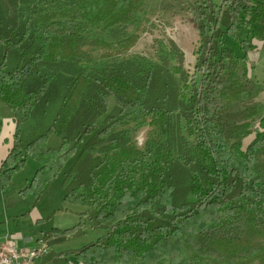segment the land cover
Masks as SVG:
<instances>
[{
  "label": "trees",
  "instance_id": "trees-1",
  "mask_svg": "<svg viewBox=\"0 0 264 264\" xmlns=\"http://www.w3.org/2000/svg\"><path fill=\"white\" fill-rule=\"evenodd\" d=\"M68 1L82 21L69 12L60 19L40 14L31 26L11 28L0 14V97L15 124L0 166V190L32 159L41 168L20 195L39 199L90 137L65 187V201L89 211L78 227L59 233L76 236L90 224L105 234L53 256L54 264L72 258L78 264H246L264 253L261 246L220 234L243 222L264 230V106H258L259 124L247 147L243 138L252 126H237L232 138L223 117L225 106L254 97L256 62L250 54L258 51L256 37L264 36V2H204L191 11L201 40L195 68L203 75L181 94L165 70L173 53L181 55L173 71L183 78V55L173 45L171 51L162 45L157 63L127 55L136 38L115 45L97 40L96 48H120L122 56L107 55L93 70L96 59L84 51L81 34L89 26L106 33L130 25L134 0ZM109 98L116 110L98 127ZM174 110L195 138L181 157L157 134L143 152L131 141L136 130L118 131L121 120L133 117L149 119L162 136ZM3 125L0 117V137ZM51 135L62 140L60 149L48 148Z\"/></svg>",
  "mask_w": 264,
  "mask_h": 264
},
{
  "label": "rangeland",
  "instance_id": "rangeland-1",
  "mask_svg": "<svg viewBox=\"0 0 264 264\" xmlns=\"http://www.w3.org/2000/svg\"><path fill=\"white\" fill-rule=\"evenodd\" d=\"M136 3V12L133 22L128 26L115 27L111 31L102 33L97 31L94 27L89 26L86 33L81 34L84 38V51L91 53L96 59L92 62L93 70H100L101 64L106 62L108 58L105 56L113 55L117 58L122 56L120 48L101 51L96 48L95 42L97 40L104 41L110 45H115L122 40L128 38H136L134 46L128 50L129 56L145 57L153 62H160V49L162 45L166 46L171 51V45L175 46L179 52L183 55V78L180 74H176L173 68H177L181 63V55L173 53L169 59V66L165 68L166 73H170L174 76V84L180 88L181 94H186L194 86L192 81L199 84L201 81L202 71H196V65L198 61L197 52L201 45L200 32L197 29V24L194 22L191 16V11L202 5L204 2H213L216 6L221 4V0H134ZM264 2V0H261ZM64 12H69L74 17H78V21H82L80 13L75 6L68 0H0V14L4 25L8 27H21L31 26L36 22L37 17L40 14H56L60 19V15ZM256 43L258 51L250 54L251 60H255V73L252 76V86L255 89L254 97L246 98L242 101L231 103L224 107L223 117L225 126L229 137L234 138L235 128L244 124H250L252 127L245 134L243 138L244 147L254 139L256 134V126L259 124V117L256 115L258 106H260V93L262 92V85L264 86V36L258 35L256 37ZM93 50H96L93 52ZM175 54V55H174ZM254 64V63H253ZM252 73V71H251ZM259 81L261 85L257 82ZM173 84V82H172ZM257 92V94H256ZM109 112L97 122V126L100 127L104 120L112 115L116 110V101L114 98H109L107 101ZM14 114L10 107L0 97V117L4 123L3 128L6 127L7 121ZM10 121V120H9ZM143 119L135 121L133 117L123 119L120 121V130H136L132 135V144L135 146L136 137L140 131H146L148 139L143 148L139 149L143 152L146 150V144L149 138L154 134L160 137V139L166 141L171 147L172 151L177 157H181L182 153L192 146L195 142V138L191 136L187 121L179 110H174L169 118L168 122L163 126V135H160V129L156 126H152L151 121L148 119L145 123H142ZM140 125V126H138ZM90 139L86 137L83 144H79L76 148V154L66 163L62 171L57 175L55 180L50 184L48 189L37 199L34 195L22 196L23 199L33 198L36 202V210L44 213L47 209L58 208L65 202L64 190L62 187L63 180L65 184L69 183L72 179L70 174L73 163L78 159V156L82 152L85 143ZM48 148L58 150L62 147V140L57 135H51L48 140ZM137 148V147H136ZM138 149V148H137ZM41 168L40 164L34 160H28L26 164L18 171L13 177L11 190H16L19 183H21L22 189H24L34 177L37 170ZM25 186V187H24ZM12 192V191H11ZM20 194V192H19ZM68 203V202H67ZM71 204V203H69ZM74 205V204H72ZM21 206L17 207L13 211L7 212V209L0 206V233L1 230L9 228V235L6 238L11 240H21L25 228L22 220ZM43 211V212H42ZM19 214V215H17ZM18 216V217H17ZM44 217V216H42ZM49 219L39 220L35 222L31 221L30 226L35 228V232H38L40 228L46 229L48 227ZM57 222V219L54 221ZM75 228V227H74ZM73 229V228H70ZM101 230V229H100ZM33 231L32 229L30 232ZM64 230H60L63 232ZM66 231V230H65ZM51 232V231H50ZM49 232V233H50ZM48 232L46 234H49ZM105 231L102 229L100 233H96L91 228V225L81 230V233L73 237V240L69 242V247H83L85 244H89L97 241L96 237L102 236ZM220 234L240 238L247 240L253 245L261 246L264 249V230L256 228L246 222L227 228ZM51 236V234H49ZM62 236L60 233L56 236H51L52 243ZM55 238V239H54ZM57 238V239H56ZM199 242V241H198ZM202 243V240L200 241ZM77 245V246H76ZM54 253L50 254L49 263L54 264L52 261ZM69 264H78L73 258ZM51 261V262H50ZM246 264H264V253H261L250 260L245 262ZM58 264H66L62 261H58ZM163 264H170L169 260L163 262Z\"/></svg>",
  "mask_w": 264,
  "mask_h": 264
},
{
  "label": "crops",
  "instance_id": "crops-1",
  "mask_svg": "<svg viewBox=\"0 0 264 264\" xmlns=\"http://www.w3.org/2000/svg\"><path fill=\"white\" fill-rule=\"evenodd\" d=\"M257 82L261 85L259 81ZM260 105L264 106L263 85H262V92L260 93ZM12 118L13 116H11V118L9 119L10 121L9 120L7 121L6 127L3 128L2 135L0 137V166L7 157L9 149L11 147L12 137L15 131V124ZM75 162L73 163V165L75 164ZM65 183L66 181L63 180L61 184L64 190V196H65V187H66ZM20 186L21 183H19L18 188L16 190H11L10 187L4 190H0V206L2 208L7 209V212H9L21 206V210H23L21 211L20 214H22L21 215L22 220L25 221L23 225L27 226L25 228L27 231L21 233L22 234L21 240L20 239L19 241L13 240L17 243L19 247L24 249H33L36 247L37 240L41 235L46 234L47 232L49 233L50 231L51 232L49 234L59 233L60 230H64V231L69 230L70 228L78 227L82 220H86L85 213L89 211L88 207H84L82 205H72L67 203L66 201L60 207L47 209L45 210L44 213H41V211H37L35 208L36 206L35 199L33 198L23 199L20 196L19 192L22 190V187ZM45 218L49 219V222L47 223L48 227L46 229L40 228L38 232H35L37 230H35V228L33 229V226L32 227L30 226L31 221L34 220L35 222H37L39 220H44ZM56 219L57 222H54ZM89 225L90 224H86L84 228L88 227ZM31 229L33 231L30 232ZM94 231H96V233L101 232V230H94ZM9 232L10 231L8 227H6V229L1 230L0 240H3L5 237H7L9 235ZM102 236L96 237V240H98ZM71 240H73V237H61L60 239H57L55 242L52 243L51 254L54 253V255H58L66 251L80 249V247L77 245H76L77 247L75 246L69 247V242H71ZM49 257L50 255L46 259H44L42 264L49 262L50 259ZM71 261L72 260H70V263ZM38 264H41V262L40 263L38 262Z\"/></svg>",
  "mask_w": 264,
  "mask_h": 264
},
{
  "label": "built area",
  "instance_id": "built-area-1",
  "mask_svg": "<svg viewBox=\"0 0 264 264\" xmlns=\"http://www.w3.org/2000/svg\"><path fill=\"white\" fill-rule=\"evenodd\" d=\"M56 235L58 233L51 234V236ZM51 236L49 234L41 235L33 249L21 248L10 238L0 240V264H38V262L42 264L52 251Z\"/></svg>",
  "mask_w": 264,
  "mask_h": 264
},
{
  "label": "clouds",
  "instance_id": "clouds-1",
  "mask_svg": "<svg viewBox=\"0 0 264 264\" xmlns=\"http://www.w3.org/2000/svg\"><path fill=\"white\" fill-rule=\"evenodd\" d=\"M147 139H148L147 132L146 131H140L139 135L136 137L135 146L138 149L143 148V146L146 143Z\"/></svg>",
  "mask_w": 264,
  "mask_h": 264
}]
</instances>
